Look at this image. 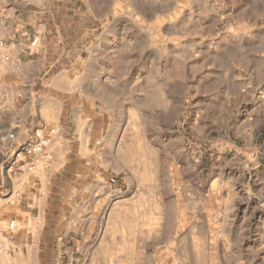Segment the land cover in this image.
Returning a JSON list of instances; mask_svg holds the SVG:
<instances>
[{"label": "rangeland", "instance_id": "1", "mask_svg": "<svg viewBox=\"0 0 264 264\" xmlns=\"http://www.w3.org/2000/svg\"><path fill=\"white\" fill-rule=\"evenodd\" d=\"M94 4L84 81L108 110V195L46 254L54 264H264V90L229 100L243 83L233 36L251 19L245 0ZM256 67L264 84V57Z\"/></svg>", "mask_w": 264, "mask_h": 264}, {"label": "crops", "instance_id": "2", "mask_svg": "<svg viewBox=\"0 0 264 264\" xmlns=\"http://www.w3.org/2000/svg\"><path fill=\"white\" fill-rule=\"evenodd\" d=\"M245 6L251 19L240 21L244 32L233 36L243 83L231 101L257 100L253 92L264 90L254 77L264 57L258 22L264 0ZM0 8L7 18L3 33L15 43L12 60L0 63V151L41 146L18 167L1 159L0 264H54L62 234L77 235L84 207L107 196L110 184L108 110L84 81L100 30L98 8L94 0H1ZM36 35L40 41L30 47ZM11 219L15 230L5 226Z\"/></svg>", "mask_w": 264, "mask_h": 264}, {"label": "built area", "instance_id": "3", "mask_svg": "<svg viewBox=\"0 0 264 264\" xmlns=\"http://www.w3.org/2000/svg\"><path fill=\"white\" fill-rule=\"evenodd\" d=\"M6 19L7 18L2 13L1 8H0V63L8 62L12 60L13 58L12 50L15 47V43L8 42L5 34L3 33V29L6 25ZM39 41H40V36L39 35L34 36L30 42V47L36 46ZM40 148H41L40 145L34 144L32 142H27V143L22 144L21 146H19L18 148H16L15 150H13V152L9 154H3L0 151V163H1V159L5 158V159H9V162L11 164L10 166L18 167L17 165L19 164L22 156L26 154L28 155L33 154L36 151H38ZM16 227H17L16 220L15 219L9 220L8 229L15 230Z\"/></svg>", "mask_w": 264, "mask_h": 264}]
</instances>
